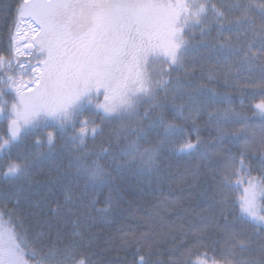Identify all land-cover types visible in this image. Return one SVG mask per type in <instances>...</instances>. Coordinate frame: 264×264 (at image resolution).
<instances>
[{
  "label": "snow or ice",
  "instance_id": "6c2138e0",
  "mask_svg": "<svg viewBox=\"0 0 264 264\" xmlns=\"http://www.w3.org/2000/svg\"><path fill=\"white\" fill-rule=\"evenodd\" d=\"M196 50L222 65L226 86L234 81L264 96V0H17L8 45L0 50L6 122L0 177L29 175L35 161L13 151L28 135L37 145L46 138L51 148L57 136L67 137L71 155L59 179L68 188L80 180L85 187L107 185L114 172L137 166L151 169L165 151L199 153L210 165L205 207L169 249L170 259L157 264H264V227H256L264 226V98L253 105L259 124L235 108H212L214 135L192 142L184 124L168 115L170 108L183 114L176 101ZM211 96L231 104L230 97ZM97 118L114 127L90 148L89 140L104 133ZM107 158L108 167L98 163ZM86 199L58 204L53 223L31 211L39 204L22 191H0V264H98L86 235L94 221ZM107 203L112 206L111 197ZM61 223H72L78 238L64 243ZM160 224L143 237L148 255L171 235L163 217ZM138 264L150 261L140 255Z\"/></svg>",
  "mask_w": 264,
  "mask_h": 264
},
{
  "label": "trees",
  "instance_id": "16d2710c",
  "mask_svg": "<svg viewBox=\"0 0 264 264\" xmlns=\"http://www.w3.org/2000/svg\"><path fill=\"white\" fill-rule=\"evenodd\" d=\"M16 2L17 0H0V50L8 45V28ZM189 67L193 71L186 77L188 85L180 93L183 99L176 101V104L184 109L183 114L170 108L168 119L176 124H184L192 142L198 137L207 141L214 135L207 117V111L212 108L232 107L251 117L255 124L260 123L262 117L254 115L253 108L254 104L264 98L259 94V89L238 87L234 81H229L226 86L220 72L222 65L210 61L203 50L191 53ZM258 75V72L254 73V77ZM244 83L243 78L239 80L240 85ZM211 93L230 97L231 104L212 97ZM197 107H203L205 110L197 115ZM190 113L192 119L185 120L184 117ZM100 116L102 117L103 113ZM97 124L104 127V133L95 142L89 140L90 148L105 139L114 127L107 122L102 124L100 118H97ZM5 128L6 122L0 118V135H3ZM42 139L40 145L35 144L33 135L17 142L13 149L14 154L27 155L35 161L34 166L27 177L16 180L0 177V191H22L32 204H39L38 208H32L31 211L39 212L44 218L53 220V223L55 220L52 209L58 204H65L69 197L76 200L82 194L86 195V212L94 217L86 235L92 240V250L97 254L93 259L98 264H138L140 255H145L150 264H157V261L167 262L170 259L169 249L180 242L183 232L189 230L191 224L198 219L196 214L205 207L203 192L210 165L199 153L165 151L161 154L158 164L151 169L137 166L132 170L114 172L112 181L107 185L85 187V181L80 180L68 188L66 182L59 179V175L67 168L72 145L67 142L66 136H57L54 148L49 146L46 138ZM98 163L108 167L111 160L100 159ZM235 194L240 193L237 191ZM109 197L114 202L111 207L107 203ZM92 200L98 202L92 205ZM6 206L12 209L14 201H9ZM2 207L3 205H0V208ZM97 209L108 211L98 212ZM161 217L164 218L165 224L163 231L171 235L156 244L148 255L143 246V237L146 233L155 234L161 229ZM30 224L31 221L25 226ZM256 227L259 230L264 226L257 224ZM59 228L63 232L64 243L78 238L73 235L77 229L72 223H61Z\"/></svg>",
  "mask_w": 264,
  "mask_h": 264
}]
</instances>
